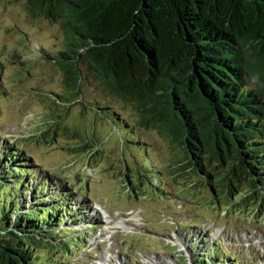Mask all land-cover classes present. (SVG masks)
I'll return each mask as SVG.
<instances>
[{
    "label": "trees",
    "instance_id": "obj_1",
    "mask_svg": "<svg viewBox=\"0 0 264 264\" xmlns=\"http://www.w3.org/2000/svg\"><path fill=\"white\" fill-rule=\"evenodd\" d=\"M25 5L62 29L59 48L29 43L62 70L69 90L53 93L57 106L80 103L136 152H143L146 138L135 127L157 128L176 151L171 164L196 170L204 180L225 173L241 183L243 173L225 164L232 160L264 185V0H25ZM2 70L0 60V94ZM85 86L99 98L85 102ZM120 102L130 104L134 114H124ZM205 155L216 163H205L210 160ZM32 172L14 144L0 148V264H63L85 242L78 235L84 228H74L80 214L66 189L53 176ZM148 182L159 192L166 189ZM189 242L193 264L237 262L217 241L208 248L203 240Z\"/></svg>",
    "mask_w": 264,
    "mask_h": 264
},
{
    "label": "rangeland",
    "instance_id": "obj_2",
    "mask_svg": "<svg viewBox=\"0 0 264 264\" xmlns=\"http://www.w3.org/2000/svg\"><path fill=\"white\" fill-rule=\"evenodd\" d=\"M62 36L58 22L32 15L25 0H0V145L12 142L32 173L52 174L69 190L66 197L85 203L95 219L88 234H78L86 239L82 249L75 248L63 264H182L177 248L194 231L206 237L207 248L222 244L236 264H264V185L232 160L225 164L243 173L241 183L225 173L204 180L196 170L171 164L176 151L157 128L135 127L146 138L143 152H136L80 103L57 106L53 93L69 90L62 70L29 43L54 50ZM84 88L85 102L99 98L97 90ZM119 105L124 114H134L130 104ZM148 180L166 189L159 192ZM187 224L198 227L183 228Z\"/></svg>",
    "mask_w": 264,
    "mask_h": 264
},
{
    "label": "bare ground",
    "instance_id": "obj_3",
    "mask_svg": "<svg viewBox=\"0 0 264 264\" xmlns=\"http://www.w3.org/2000/svg\"><path fill=\"white\" fill-rule=\"evenodd\" d=\"M84 205H85V203H84ZM80 214V215H79ZM77 215H79L80 217H81V213H78L77 212ZM120 223V222H119ZM181 241H183V239L181 238ZM184 241H186V242H188V238L187 239H184ZM184 246H186L185 244H183ZM187 248V247H186ZM188 252H190V251H188ZM190 255H191V253H190Z\"/></svg>",
    "mask_w": 264,
    "mask_h": 264
}]
</instances>
